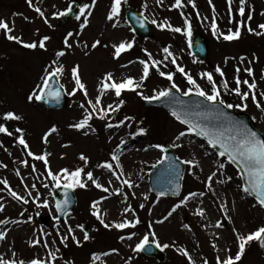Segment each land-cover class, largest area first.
<instances>
[{
    "label": "rangeland",
    "instance_id": "1",
    "mask_svg": "<svg viewBox=\"0 0 264 264\" xmlns=\"http://www.w3.org/2000/svg\"><path fill=\"white\" fill-rule=\"evenodd\" d=\"M193 2L195 7L187 0H182L183 6L175 8V0H162V3H157V0H122L119 15L109 21L107 15L112 0H96L95 5L86 9L83 16L80 13V20L64 25L60 21L62 16L53 15L54 13L67 12L74 3L80 8L85 4L91 5L92 0H32L31 7L27 0H0V20L9 23L13 28V35L21 38L24 43L37 41L44 36L50 37L46 41V50L27 49L22 44L9 41L3 30H0V123L12 133L11 136L0 133V165H6L0 167V180H6L12 191L29 200L28 204H24L14 199L8 188L0 184V204L4 206V210L0 212V220L8 221L7 224H0V231L6 233L5 239L0 240V258L15 261L17 264L21 260L27 264L32 259L52 264H161L143 256L140 251H133L136 244L147 235L150 242L159 243L168 254V262L165 264H189L188 258L182 255L181 250L189 253L194 264H204L205 260L208 264H216L217 256L221 259L229 255L235 256L238 251L237 235L246 236L264 226V212L242 191L243 185L238 172L224 157H219L207 144L187 133V128L164 111L145 108L141 101L143 99L136 92L129 91L125 94L126 91H123L121 97H116L112 90L103 93L99 91L101 80L107 73H112L117 82L127 77L140 81L143 71L140 60L149 62L150 74L137 89L138 92L151 96L154 91L170 89L171 82L151 67V60H159L162 61L159 69L173 72L174 82L182 92L189 85L185 76L176 72L177 65L183 67L203 89L209 91L210 85L206 78H201V73L217 75L215 69L220 67L229 78L226 100L234 105L242 103L231 91L236 86L235 77L238 75L242 81H255V94L264 107V34L256 35L247 31V28L251 27L264 32L258 28V22L264 23V0H246L244 17L239 15V0H232L231 16L227 0H212L211 4L208 0ZM129 6L144 12L151 21H156L152 22L155 27L154 40L139 41L133 36L124 18L126 7ZM37 7L44 13L43 17L34 10ZM253 13L258 19L247 20V15ZM213 17L220 26L217 30L219 34H227L229 29L235 31L240 26V39L226 41L222 40L223 35H213ZM85 18L88 19V24L81 30L80 25ZM229 19L232 23H229ZM256 19L260 21L256 23ZM45 20L48 21L47 24ZM185 20L191 26V36L185 34L188 27L184 23ZM49 24L52 27H49ZM113 24L116 26L113 27ZM159 24L180 27L182 32L176 33L168 27H158ZM68 32L73 33L69 38L71 48H65L63 44ZM196 34L210 40V59L206 63L197 61L189 53L187 46L192 35ZM96 40H99L100 44L93 49L91 45ZM121 42H133L134 49L127 50L123 56L115 59L113 45ZM164 47H168L173 54L167 60H164ZM61 50L66 54L57 58L55 53ZM148 53H151V60ZM241 57L244 59L241 60ZM173 58L176 64L169 63ZM253 58L255 63L251 64L254 76L250 77L245 69L252 67L249 63ZM53 60L64 68L59 78L69 99L68 106L60 111L47 110L36 100H28L37 85H41L42 77L46 75L45 69L50 65V70L55 69ZM76 65H79V75L86 86L87 97L79 90H76L75 95L70 94L75 87L70 70ZM237 68L240 69L239 73L236 72ZM213 79L215 80L214 77ZM241 90L248 91V88L241 84ZM98 96L101 100L98 107L107 108V105H115L121 99L125 103L119 111H110L104 120L94 113L89 121L90 128L79 131L71 128L70 125L79 122L85 114V109H82L80 104L84 103L85 108H89L86 101L90 99L95 102ZM246 103V109H232L250 116L255 124L264 130V111L257 108L251 98ZM8 111L14 112L22 119L3 120V114ZM125 116L133 119L125 121L119 127H106L108 123L118 124ZM53 126L57 131L51 133L48 142L44 143V134ZM141 127L146 132L134 135ZM17 128L23 131L28 149L18 143L19 133L15 131ZM180 131H185L186 135L176 140ZM121 140L126 143L121 145ZM154 144H160L164 148L171 147L180 160L193 159L198 162L197 167L186 164L184 189L178 199L158 200L150 192L146 173L152 165L160 161L163 154L160 149L150 147ZM202 144L204 147H201ZM28 151L39 155L47 154V167L42 161L28 156ZM113 153L120 156L123 171L120 180L107 169L97 167L98 164L110 162L116 174L120 175L121 168H117L116 162L111 160ZM81 154L88 158L87 164L79 159ZM23 161H27V166ZM218 162H223L225 168L213 177L212 189L209 190L206 187L207 178L217 171ZM78 167L84 169L81 179L86 183V189L75 188L78 206L65 223L58 224L52 199V191L56 185L47 176V172L51 170L53 174H57L61 169L74 171ZM88 171H91L94 178L104 187L109 188L108 193L87 181ZM228 177H231V180H228ZM124 179L130 180L138 187L128 188L122 183ZM110 180L111 184L108 183ZM218 180L225 182L218 183ZM60 183H64L63 179ZM33 184L35 188L31 187ZM45 184L48 187H44ZM117 188L120 189L119 195L115 194ZM29 192L31 196L28 195ZM191 192H203L204 195L192 197L187 204L164 220L171 208ZM125 194L127 201L124 200ZM37 196L39 200L33 203ZM144 196L148 199L145 200ZM44 201L48 202L47 208L37 207V204L42 205ZM93 201H99L97 208L106 223L121 222L123 219L134 221L136 218L140 223L134 228L106 229L92 214ZM141 204L144 205L143 208L140 207ZM126 206H130L132 211L124 213ZM200 208L205 212L204 217L195 215ZM44 219L46 222H43ZM157 220L164 222L156 223ZM217 221L222 223L221 228L215 227ZM83 222H87L91 230L87 241L84 240L85 234L80 229ZM185 224L189 227L185 228ZM68 227L72 228L71 233L68 232ZM60 231L68 237L64 243H61V237L58 236ZM45 233L47 235H44ZM133 233L135 235H132ZM72 236L76 237L79 244ZM121 236L125 239L121 240ZM128 236L132 238L127 239ZM37 238L41 240L40 244H30V241ZM44 242H47V248L43 247ZM256 243L257 241L248 243L241 259L235 264H264V252L258 249ZM165 244L168 245L167 248L163 247ZM213 244L216 248L212 247ZM113 249L116 251H112ZM50 252L55 254V261L49 256ZM94 253L99 255L98 260L93 261ZM104 253L109 255H103Z\"/></svg>",
    "mask_w": 264,
    "mask_h": 264
},
{
    "label": "snow or ice",
    "instance_id": "2",
    "mask_svg": "<svg viewBox=\"0 0 264 264\" xmlns=\"http://www.w3.org/2000/svg\"><path fill=\"white\" fill-rule=\"evenodd\" d=\"M188 3L192 4L193 7H195V4L193 0H187ZM209 4L212 3V0H208ZM27 3L29 6H32V0H27ZM96 3V0H92V4L88 5L85 4L83 7L80 8V13L83 16L85 14L86 9L89 7L94 6ZM122 0H112L110 11L107 15V19L109 21L114 20L115 17H117L120 13V6H121ZM157 3H162V0H157ZM228 4V12L229 16H231L232 11V0H227ZM246 0H239V15L241 17L246 16V8H245ZM182 0H175V3L173 7L175 8H181ZM41 17L44 16V13L41 11L40 8L34 9ZM71 9H69L70 11ZM214 10V8H213ZM66 12H60V13H54L53 15H59L64 16L66 15ZM90 15V13H88ZM247 20H251L252 16L247 15ZM25 19H27L25 17ZM77 20L81 19V16L76 17ZM153 23H156L155 20L152 21ZM45 23L47 24L48 21L45 20ZM184 23L188 25V21L185 20ZM229 23H232V20L229 19ZM88 24V19L85 18L83 22L80 25L81 30H83L84 27H86ZM49 27H52L50 24ZM116 25L113 24V27ZM158 27H168L171 31L176 33H181L182 29L180 27H172L170 24H159ZM258 28L261 30H264V23H261L258 25ZM0 30H3V32L6 34V38L9 41H15L18 44H22L24 48L27 49H45L46 50V41L50 39L49 36H44L41 39H38L37 41H33L30 43H24L23 40L15 35L12 34L13 28L9 25L8 22L4 20H0ZM247 31L250 33H254L256 35H262L264 32L256 31L252 29L251 27L247 28ZM212 32L213 35H218L217 33V24L215 22V18L213 17L212 20ZM187 36H191V26L188 25L187 31L185 33ZM219 35H223V39L226 41H231L234 39H238L241 35L240 32V26H238L235 31L232 29L228 30L227 34L220 33ZM73 36L72 32H68L67 35L64 37L63 44L65 48H71L72 45L69 43V38ZM100 44L99 40H96L91 47L95 49ZM87 47V45H85ZM132 43H124L121 42L118 45H113L114 51V58H119L122 52H125L132 48ZM162 51L165 53L164 60H167L169 57H172V52L169 50L168 47H164ZM65 51H57L55 53V56L57 58H61L65 56ZM148 57L151 60V53H148ZM244 58L241 57V60ZM173 64H176V60L173 58L171 61ZM139 63L143 66L142 76L140 78V81H136L132 77H127L123 79L121 82H117L113 79L112 73H107L100 83V89L99 91L101 93L112 90L114 91V94L116 97H121L123 91H131L136 92L137 95L140 96L141 99L151 103L153 101H158L162 97L163 98H169V103L171 105H175L178 107H173L171 115L178 120L181 124L187 125V133H194L196 136L204 137L207 141V145L211 146L213 149L219 146V157H227L228 161L230 163H237L239 164L241 171L243 173L241 179L244 181V186L242 188V191L246 194H255V198L259 204L260 207H264V139H261L258 134L253 131L251 128L248 127L247 124L243 123L242 121H237L233 117L229 116L226 112H224L220 106H224L228 109L232 108H238V109H246L247 103L246 101L251 98L255 106L262 111H264V107H262L261 101L257 99V96L255 94V89L257 87L255 81L249 82V80H241L239 76L237 75L235 77V87L231 89V91L240 98L241 102L240 104H232V103H226L225 100L222 98V92L220 88L217 86L216 81L213 79V75L211 73L205 72L201 73V78H206L208 84L210 85V91H205L200 84L197 83V81L193 78L192 75L187 74L185 72V69L183 67H180L179 65L176 66V72H179L180 74L184 75L187 81V84L189 87L185 91H183L181 94L183 96H189L191 94H195L198 97H202L204 101L208 102L206 105H204V108L202 111H194L191 105L186 104L182 99H180L179 96H175L171 89H175L177 92H180V88L177 86V84L174 82V73L173 72H165L161 71L159 69V65L162 63V61L159 60H151V67L155 68L158 74L161 77H164L167 81L171 82L170 89H162L159 91H154L151 96L144 95L142 92H138L137 89L140 88L143 84V82L148 79L150 74V65L149 62L146 60H140ZM52 65H56L54 70L51 69V65L49 68L45 69L46 75L42 77V83L41 85H37L36 90L32 92L31 95L28 96V100H36L40 101L44 99L45 94L49 96L50 99H53L57 102H59L60 99V92L57 90H49V84L53 78H55L58 75H61L64 71L63 66L57 65L56 60L52 61ZM126 66V65H125ZM71 77L75 82V87L73 89V92L70 93L72 95H75L76 90H79L83 93L85 97L88 96L87 89L85 84L82 82L81 77L79 75V65L73 66L71 68ZM217 73L221 77H224V72L221 70L220 67H217L215 69ZM240 69L237 68L236 72L239 73ZM245 71L248 73V75L251 77L253 75V70L251 68H246ZM241 84L246 85L248 88V91H242L241 90ZM63 87V85H61ZM223 88L225 91L229 90L228 82L225 80L223 83ZM264 96V94H262ZM86 103L89 105V108H85V104H80V107L82 109H85V114L83 118L77 122L70 125L71 128L76 130H82L86 127H91L89 124V121L93 118V114H97L98 118L101 120H104L108 115L109 112H117L119 111L123 105L124 100H119L118 103L115 105L109 104L107 105V108L98 107L101 104L100 97L98 96L95 99V102L88 99ZM195 107L197 109L201 108V104H196ZM197 118L194 122L193 118ZM2 119L5 121L9 120H20L22 117L16 115L12 111H8L3 114ZM133 118L130 116H125L123 120L119 121L118 124H112L108 123L106 125L107 128H113V127H119L120 125L124 124L125 121L132 120ZM131 125H129L130 127ZM17 133H19L18 137V143L23 146L24 149H28L29 145L27 144L26 140L24 139L23 131L20 128H17L15 130ZM57 129L55 126H53L51 129H49L48 132H46L43 136L44 143L48 142V136L51 133L56 132ZM94 131V129H93ZM146 132L144 128H138L137 132L134 135H142ZM0 133H5L9 136L12 135L11 132H9L8 128L4 126V124L0 123ZM87 134V133H85ZM186 135L185 131H180L179 134L176 136V140H180L182 137ZM126 143L125 141L121 140V145ZM179 146V145H177ZM150 147L160 149L161 152H164L165 149L160 144H154L150 145ZM201 147H204L202 144ZM27 155L32 157L34 160L42 161L44 165L47 167L48 165V159L47 154L39 155L34 154L31 151L27 152ZM79 159L83 161L85 164L88 163V158L85 157L83 154L80 155ZM111 160L116 162V167L121 168L120 165V156L116 153H113L111 155ZM163 160H168L167 156L163 157ZM161 163L163 161H160ZM23 163L27 166V161H23ZM181 164H187L192 167H197L198 162L189 159V160H182L180 161ZM0 167H6V165H0ZM97 167L107 169L109 172L112 173L113 176L116 177L117 180H120L121 176L123 175V171L121 168L120 175H117L116 172L113 170V164L110 162H104L101 164H98ZM152 167H155V164L152 165ZM169 168L173 169L175 171V175L177 178L180 177V171L178 168L175 167V164L173 162H169ZM225 164L223 162L217 163V171H214L211 173L210 176L207 178V184L206 187L211 190L212 189V181L213 177L217 176V173L219 170L224 169ZM33 171H35V167L33 166ZM84 172L83 168H76L74 171H71L67 168L61 169L59 173L53 174L51 170L47 172V176L51 178L53 182H55V185L57 188L61 187V179H63V188L65 189V199L63 201H57L56 202V209L57 211L64 213L66 212L67 206H68V190L69 189H75V188H85L87 185L86 183L81 179L82 173ZM17 175H19V172H17ZM87 181H90L92 185H94L97 189H101L103 192L108 193L109 188L104 187L96 178H94L93 173L91 171H88L86 173ZM228 180H231V177L227 178ZM218 183H224V180H218ZM111 184V180L108 182ZM123 185H126L128 188H133L134 185L133 182H131L128 179H124L122 181ZM169 183H172L169 181ZM0 184H3L6 188H8V191L10 192L11 196L16 199L22 201L24 204H28L29 200L25 199L23 196L18 195L15 191H12L11 188L8 187V183L6 180H0ZM31 187L35 188V185L33 184ZM44 187H48L47 184L44 185ZM179 188L180 185L177 183L175 184V187L171 189L174 195L179 194ZM115 194H121L120 189H115ZM166 194V190H161L158 195L164 196ZM29 196H31V192L28 193ZM134 195V194H133ZM197 195L203 196L204 193H197V192H191L187 196H184L183 199L180 201V203L175 204L171 210L167 213V215L164 217V220H167L178 208H180L182 205L187 204L189 199L192 197H195ZM106 198V197H105ZM128 197L125 194L124 200L127 201ZM144 199L147 200L148 197L144 196ZM39 200V196H37L33 203H36ZM99 204V201H93L92 202V209H93V216L96 217V219L100 222L101 225H103L104 228H115V229H126L129 227H136L137 224L140 223L139 219L136 218L133 220L123 219L121 222H115L112 224L106 223L105 220L101 217L99 214L97 205ZM37 207H48V202L44 201V203L37 204ZM141 208L144 207L143 204L140 205ZM226 205L224 206V210L226 212ZM4 210L3 204H0V212ZM132 209L130 206H126L124 208V213L131 212ZM23 215V213H21ZM195 215H198L200 217H204L205 212L203 208L198 209L195 212ZM31 217H29V220ZM164 220H157L156 223H163ZM7 220H0V224H7ZM13 223H16V221H13ZM223 225L220 221H217L215 224V227L221 228ZM185 228H188L189 226L187 224L184 225ZM68 232H72V228L68 227ZM44 235H47L45 233ZM132 235H135L133 233ZM153 236L155 233L152 234ZM6 237V233L3 231H0V240H4ZM132 236H128L127 239H131ZM238 240V251L233 258L231 255H229L225 259H221L219 256L216 258V264H235L236 261H239L245 251V247L248 243L252 241H258L261 243L262 246H264V226L258 227L255 231L250 232L246 236L244 235H237ZM68 239L67 236H64L61 238V243H64ZM72 239L76 241L77 244H79V241L76 240L75 236H72ZM89 236L87 233L84 235V240H88ZM121 240L125 239L124 236L120 237ZM218 239V238H217ZM40 239H35L34 241H30V244L36 245L40 244ZM149 243V237L145 235L143 239L136 244L133 251L139 252L145 249V246ZM43 247L47 248L48 244L47 242H44ZM157 248L160 247V245L157 243ZM164 248H167L168 245H163ZM213 248H216V245H212ZM112 251H116L113 249ZM182 255L188 258L189 264H194V261H192L191 256L186 250H181ZM103 255H109V253H104ZM49 256L51 257L52 261H55L56 256L54 253H49ZM93 261L99 259V255L93 254L92 257ZM0 264H17L15 261H5L4 259L0 258ZM19 264H26L25 261L21 260L19 261ZM27 264H46L45 261H42L40 259H32ZM204 264H208V262L205 260Z\"/></svg>",
    "mask_w": 264,
    "mask_h": 264
},
{
    "label": "water",
    "instance_id": "3",
    "mask_svg": "<svg viewBox=\"0 0 264 264\" xmlns=\"http://www.w3.org/2000/svg\"><path fill=\"white\" fill-rule=\"evenodd\" d=\"M76 13H77V11H76V9L75 10H73L70 14H69V16H68V19L70 20V19H73L75 16H76ZM68 19H65L64 21H66V20H68ZM139 20H140V22H143L144 20L142 19V18H138ZM135 28H137V32L139 33V35H142L141 33H142V31H141V29H140V27H137V26H135ZM196 42H195V46H197V45H199V47H198V49H200V53H202V46H201V44H203V46L205 45V41L203 40V39H201V38H197L196 40H195ZM204 57H206V56H204ZM49 88H50V90H57V91H59L60 92V99H59V102H53V103H55L54 105H51V104H49L50 106H52V107H63V106H65V104H66V97H65V94H63L64 92L62 91V89H61V87H60V85H59V83L57 82V80H56V77L55 78H53L52 79V83H50L49 84ZM44 99L46 100V101H51V99L49 98V96L47 95V94H45V97H44ZM166 99H168V98H163V100H164V105H165V107L167 108V110H169V112L171 111L172 112V107L170 106V103L167 101L166 102ZM188 99L189 100H194V101H196V102H199L200 100L199 99H197V98H195L194 96H191V97H188ZM166 103V104H165ZM46 104V103H45ZM150 106H160V103H158V104H156V105H154V104H151ZM160 107H164V106H160ZM164 107V108H165ZM229 116H231V117H233L232 115H229ZM235 120H237V121H242L243 123H245V124H247L248 125V127L249 128H251L253 131H254V129L251 127V125H250V121L247 119V118H245V117H241V118H235V117H233ZM261 139H264L263 137H260ZM217 150L219 151L220 149H219V146L217 145ZM167 154H171V153H169V151H168V153ZM171 162H173L174 164H175V167L176 168H178L179 169V171H180V177L179 178H177V176L175 175V171L173 170V169H170L169 168V164L168 165H166V164H164L163 163V165L161 166V167H158L155 171L156 172H158L159 174H160V176L161 177H159V176H157V175H154V180H153V182L151 183L152 184V186H153V189L157 192V193H159L160 192V190H166V193H168V195H172V196H177V195H174L173 194V192L171 191V189H173L174 187H175V184H179L180 185V188H181V180H182V176H183V171H184V168H183V166H182V164H180L179 162H177L176 160H175V158H173V160L171 161ZM239 169H240V171H241V168H240V166H239V164H237V163H234ZM241 173H242V171H241ZM242 175H243V173H242ZM153 176V175H152ZM169 181H171L172 183H169ZM180 188H179V191H180ZM160 189V190H159ZM253 195H255L254 193H253ZM259 246L262 248V249H264V246H262L261 245V243L259 242ZM154 252H153V254H152V256L153 257H157L158 258V260L159 261H161V262H165L166 261V256H165V254H163L159 249H157V248H154V250H153ZM150 253V252H149Z\"/></svg>",
    "mask_w": 264,
    "mask_h": 264
}]
</instances>
